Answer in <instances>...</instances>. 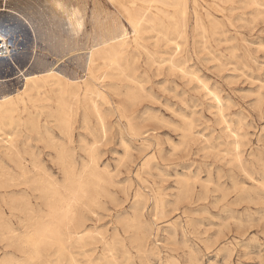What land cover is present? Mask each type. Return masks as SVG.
I'll return each mask as SVG.
<instances>
[{
	"label": "rangeland",
	"instance_id": "rangeland-1",
	"mask_svg": "<svg viewBox=\"0 0 264 264\" xmlns=\"http://www.w3.org/2000/svg\"><path fill=\"white\" fill-rule=\"evenodd\" d=\"M6 1L9 0H0L4 6ZM101 2L112 11L116 9L117 5L108 0ZM87 8L89 16L91 0H87ZM172 8L170 10L173 11ZM5 19L8 27L17 21L11 17ZM123 20L131 30L125 17ZM186 20V33L173 36L172 42L156 32L145 34L141 41L146 47H140L128 56L127 66L134 71L135 79L110 69L111 74L99 80L106 85L103 88L106 100L98 99L104 114V126L94 109L89 115L88 127L83 122L81 111L77 112V117L74 116L72 139L68 142L78 160L77 169L82 171L85 168L82 162V158L87 157L84 142L88 146L91 144L98 159L96 161L107 179L109 192L102 194L100 202L91 208L85 205L78 207V214H81L90 235L86 238L88 241L69 246L71 253L61 259V264H74L76 260H79L76 261L78 264H92V257L102 255L104 244L113 242L115 237H119L124 245L122 248L121 242H118L117 246L121 251L120 261L124 264H264V0H187ZM90 26L87 22L85 29L89 30ZM11 37L14 41L18 36ZM84 37V34L80 36L81 42L86 41ZM33 38L29 29L28 39L20 41L22 53L20 49L14 50L15 62L25 63L35 50L38 54L45 52L48 61L55 62V67L71 69L80 79L84 78V71L78 68L76 59L70 54L65 57L50 55L42 50L44 45L40 40L41 47L34 48ZM12 41L9 43L12 44ZM82 50L78 53L86 52ZM126 71L129 73V69ZM3 73L10 74L6 77L8 79L14 76L11 70ZM9 84L20 88L21 81L14 79ZM107 105L109 109L104 107ZM84 124L86 127H82ZM103 129L108 130L103 132ZM59 131L55 128V134L61 138L63 134ZM29 134L32 146L28 150H38L35 153L41 173L44 177L49 175L62 181L58 151L47 141L49 137ZM38 136L42 138L39 140ZM26 138V134L19 135L18 144L21 143L23 156H27L26 162L31 164L32 157L24 150ZM2 149L0 168H4L0 172L12 167L10 171L15 178L8 183L12 184L7 185L8 188L2 187L0 182V198L3 197L0 209L4 210L14 226H19V231H23L26 227L22 224L25 213L11 210V202L24 195L33 207H38L36 203L41 201L36 197L39 193L18 176L20 168L4 156ZM138 194L145 197L139 214L132 207ZM135 215L136 221L141 223L138 222L139 233L143 236L141 248L146 251L138 249L139 244L132 241L133 229L120 221L128 218L131 223ZM92 229L97 242L91 238ZM92 246L95 247L93 252ZM6 250L12 252L16 260L26 258L17 248L8 247L6 242L0 241V255L3 256ZM48 250L47 256L42 258L45 261L39 264H53L55 248ZM124 251L128 253L124 254ZM32 264H38V261Z\"/></svg>",
	"mask_w": 264,
	"mask_h": 264
},
{
	"label": "bare ground",
	"instance_id": "bare-ground-1",
	"mask_svg": "<svg viewBox=\"0 0 264 264\" xmlns=\"http://www.w3.org/2000/svg\"><path fill=\"white\" fill-rule=\"evenodd\" d=\"M91 1L92 8L91 15L89 16L87 0H9L6 1L5 6L1 4L3 1L0 2V25H5L10 30L11 35L18 36L14 39V41L11 40L12 44H10L9 41L0 42V148H3L2 150L4 156H6L9 161H11L15 166L20 168L21 172L18 176L23 177L25 179L24 183L30 184L29 187L39 193L36 198L41 201L40 203H36L38 207H33L30 200L24 195H21L19 199L12 200L10 209H18L21 210L22 213H25V216H23V218H25L23 219L21 217L22 220L25 222L24 223L22 221L23 226H26L23 231H19V226L18 228L14 226L11 223L10 218L7 217V215L3 212L4 210L0 209V241L6 242V245L8 247L13 246V248H17L19 251L23 252L26 255L25 259L24 257L22 259H20L21 257H18L19 260H16V258L12 257L13 253L9 250H6L3 256L0 255V264H32V262L34 261H38L39 264L40 261H45V259L43 260L42 258L46 255V251L51 247L55 248L54 251L56 254V259L52 263L61 264V259H63V257L66 256L67 253V256H69V254L71 253V251L68 250L69 246L73 245L74 247V245H80L83 241L87 240L86 238L90 235L89 230L84 227V225L86 224H84V222L81 220V214L79 216L77 209L81 205H85L89 208L97 205L100 202V196L104 193L107 194L109 191L107 190L108 187H106L107 179L104 176V172L100 169V164H98L99 162L97 163L96 161L97 158L94 154V151L92 150L93 148L91 144L90 146H88V143L84 142L85 146L83 147L87 149V157H83L82 162L85 168L82 171H79V168L77 169L76 164L78 163V160L73 153V147H71L68 142V140L72 139V125L74 123V116L77 115V112L81 111L83 113V122H85L86 126L88 127L87 122L89 120V115L92 112V109H94L93 111L96 112L98 120L100 121L101 125L104 126V114L100 108L98 99L106 100L107 95L104 90L106 85L102 83V81L100 82L99 80L104 77L107 78L106 76L110 73V69L117 70L120 75L135 79L136 76L133 74L134 71L128 68L127 66V61L129 60L128 56L132 52L138 51L140 47H146V45L142 43L141 39L145 37V34L147 32L151 31V33L156 32L157 34H161L164 36H162L164 39L165 37H167L168 41H171L173 39V36L175 35L180 36L181 34L186 33L187 0H108L112 4L117 5L114 11H112L113 9L110 10L105 7L106 5L104 6L101 0ZM169 7H173L172 9L174 10H170ZM4 11L7 13L4 14ZM5 17H11V19H16L17 21H15L16 23L10 24V26L8 27V24L6 23L7 19H5ZM45 17L47 19H45L44 21L43 18ZM123 17H125V19L127 20L131 30H129V28L126 26ZM215 20L218 21L217 19ZM87 22H89L91 25V28L89 30L85 29ZM29 29H31V32H33L34 35V48L41 47L38 42L40 40L44 45L42 50L49 52L50 55L55 54V56L58 57H65L66 55L69 56L70 54L73 59H76V64L78 68L81 67L84 71V78L80 79L76 75V72L71 71V69L69 70L67 68H59V66L58 68L55 67V62H49L50 60L48 61V56L46 58L45 52L42 53V55L38 54V52L35 50V52L33 51L32 55L30 54V59L26 58L28 61L22 60L25 61V63L20 64L15 62L13 60L14 50L20 49V52L22 53V48H20L19 45L21 44V42H24L23 39H28ZM0 34H3V28H0ZM82 34L85 35V42H81L82 40H80V36ZM156 37L158 38V35H156ZM5 44H7L8 46H4ZM178 46L179 45L177 44V47ZM157 48L159 47L157 46ZM82 49H85L86 52L83 54H79L78 52ZM21 65H23V69H21ZM103 68H105V70ZM127 69H129V73H127ZM10 70L13 72L14 76L13 78L8 79L6 77L10 74H5L3 72L7 73ZM156 72H158V70ZM199 77L200 76H198V79ZM14 79L18 80V82L21 81L20 88H14V85L9 84L10 80ZM128 86L130 85L128 84ZM114 94H116V92H114ZM144 94L146 95V93ZM132 97L133 95L130 94V99H132ZM108 105L104 107H108ZM83 126H85V124L82 125V127ZM189 126L192 128L191 125ZM55 128L61 131L63 137L61 135L60 138V136H57L58 134H55ZM105 131L103 129V132ZM92 132L93 130L91 131V133ZM187 132H189L188 129ZM29 133H33V136L34 133H36V135L40 134L43 137L44 135H47V137H45L47 139L49 137V140L47 141L54 147V149L56 148L58 151L57 160L62 167V181H58V179H52L49 175L47 176L48 178L44 177V175L41 173V169L39 167L40 165L37 164L38 161L35 153L36 151L38 152V150H36L35 152L34 150H28V148H31L32 146V144H30V141L28 140L30 135ZM143 133L145 132L143 131ZM21 134H26L27 136L24 142L23 140H21L22 138L20 140L24 143V145H26V148L24 149L25 152L27 151L32 157L30 162L31 164H29V162H26L27 156H23V150L20 147L21 143L18 144V136ZM183 137L187 136L184 135ZM33 139L35 140V137ZM36 141L38 140L36 139ZM79 141L81 142V140ZM76 149L77 148H75V150ZM54 157H56V155ZM5 163L3 165H5ZM7 163L6 164L9 165L8 161ZM43 167L45 168V166ZM3 168L4 167H1L0 170ZM12 169L13 168L11 167L10 170ZM10 170L7 169L5 170V172H0V182L2 184V187H7V185L12 186L11 183H8L15 178V175H13L12 171ZM45 170L46 169H44V171ZM109 172L110 171H108V173ZM24 192L28 193L27 191ZM110 195L111 194H109V196ZM205 196L207 195L205 194ZM144 198V195L138 194L136 196L134 206L132 204V207L134 208V211L137 214H139L140 210L144 207L143 206L141 208ZM0 199H3V197H1ZM160 211L159 213H161ZM167 211L169 210L167 209ZM161 215H163V213ZM119 216L121 217L122 215ZM132 217L133 216H131V218ZM127 219L124 218L120 221H123V224L125 223L124 226L133 229L134 234H132V241L139 244L137 246L138 249L140 251H146L145 249L141 248L142 242H140V240H143V236L142 233H139L140 227L138 224L139 221H136V215L134 220L130 219L132 220L131 223L130 221L128 222ZM114 234H116L115 231ZM91 235V238L93 237L92 240H94L96 235L94 237L93 229ZM170 238H172V236ZM97 240L95 239L96 242ZM118 242H121L119 237H115V240L113 242H106L104 244V253L98 257H92V264H124L122 263V261H120L119 255L121 251H119L117 247ZM145 244L147 243L145 242ZM134 245L135 244H133V248L136 247H134ZM143 246L145 247V245ZM120 247H124L122 242ZM94 250L95 247L92 246V252ZM123 253L127 254L128 252L124 251ZM148 256L149 255H147V257ZM192 260H194V258ZM76 261L73 263L78 264L79 262L77 263ZM198 263H200V261Z\"/></svg>",
	"mask_w": 264,
	"mask_h": 264
},
{
	"label": "snow or ice",
	"instance_id": "snow-or-ice-1",
	"mask_svg": "<svg viewBox=\"0 0 264 264\" xmlns=\"http://www.w3.org/2000/svg\"><path fill=\"white\" fill-rule=\"evenodd\" d=\"M0 28H3V34H0V42H8L11 41V32L5 25H0ZM4 46H8L5 44ZM21 69H23V65H21Z\"/></svg>",
	"mask_w": 264,
	"mask_h": 264
}]
</instances>
